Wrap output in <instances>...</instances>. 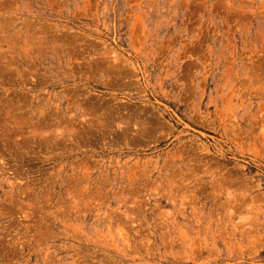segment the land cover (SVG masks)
Returning a JSON list of instances; mask_svg holds the SVG:
<instances>
[{
  "label": "rangeland",
  "instance_id": "rangeland-1",
  "mask_svg": "<svg viewBox=\"0 0 264 264\" xmlns=\"http://www.w3.org/2000/svg\"><path fill=\"white\" fill-rule=\"evenodd\" d=\"M0 264H264V0H0Z\"/></svg>",
  "mask_w": 264,
  "mask_h": 264
}]
</instances>
